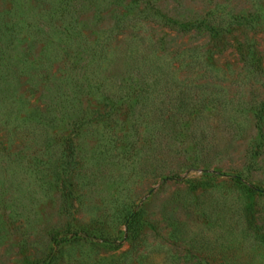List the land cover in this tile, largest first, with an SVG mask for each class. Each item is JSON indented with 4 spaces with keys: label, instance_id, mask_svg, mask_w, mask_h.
Segmentation results:
<instances>
[{
    "label": "rangeland",
    "instance_id": "1",
    "mask_svg": "<svg viewBox=\"0 0 264 264\" xmlns=\"http://www.w3.org/2000/svg\"><path fill=\"white\" fill-rule=\"evenodd\" d=\"M0 264H264V0H0Z\"/></svg>",
    "mask_w": 264,
    "mask_h": 264
}]
</instances>
